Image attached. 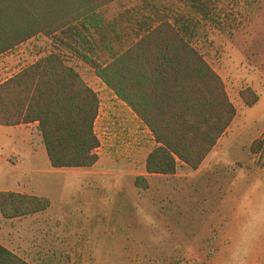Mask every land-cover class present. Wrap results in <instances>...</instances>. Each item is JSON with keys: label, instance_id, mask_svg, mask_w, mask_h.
I'll list each match as a JSON object with an SVG mask.
<instances>
[{"label": "rangeland", "instance_id": "1", "mask_svg": "<svg viewBox=\"0 0 264 264\" xmlns=\"http://www.w3.org/2000/svg\"><path fill=\"white\" fill-rule=\"evenodd\" d=\"M210 1L214 8L210 20L189 10L182 0H120L102 11L107 23L121 20L122 13L149 15L154 8L192 19L193 45L223 79L237 109L212 161L198 171L179 164L174 176L146 174L147 191L138 190L135 181L146 173V156L153 150L149 135L142 134L141 145L136 144L139 124L91 65L43 35L0 58L1 84L52 52L59 53L101 101L95 124L101 143L95 191L83 188L89 170H63L79 179L31 175L32 181L48 185L55 200L54 219L85 223L84 231L68 230V240L79 242L75 254L67 255L64 241L52 248L55 255H48L42 240L28 239L26 224L19 226L1 213L0 244L30 264H264V0ZM123 27L125 32L132 29L129 22ZM95 58L101 64L109 61L102 53ZM248 89L259 97L254 106L242 98ZM19 136L17 130L0 127V174L16 172L10 164L23 159L22 169L47 170V156L29 161L33 152L28 147L21 151ZM256 140L263 146L253 154ZM17 175L22 182L28 180L21 171ZM61 207L70 213H60Z\"/></svg>", "mask_w": 264, "mask_h": 264}, {"label": "trees", "instance_id": "2", "mask_svg": "<svg viewBox=\"0 0 264 264\" xmlns=\"http://www.w3.org/2000/svg\"><path fill=\"white\" fill-rule=\"evenodd\" d=\"M117 1L0 0V57L41 35L60 41L91 65L152 133L156 147L146 160L147 176H174L179 164L198 171L238 115L225 83L193 45V20L170 15L168 9L154 8L135 23L131 19L138 41L111 54L105 64L94 60L92 30L107 43L99 11ZM182 2L204 20L211 19L210 0ZM242 98L247 106L259 101L252 89ZM100 108L99 95L56 52L0 84V126L37 123L51 166L58 170L90 169L99 162L95 124ZM262 146L256 140L251 151L256 154ZM147 176L137 177L138 190L149 189ZM50 208L47 198L0 192V213L6 220ZM0 264L30 263L0 244Z\"/></svg>", "mask_w": 264, "mask_h": 264}, {"label": "crops", "instance_id": "3", "mask_svg": "<svg viewBox=\"0 0 264 264\" xmlns=\"http://www.w3.org/2000/svg\"><path fill=\"white\" fill-rule=\"evenodd\" d=\"M120 1V0H118ZM117 1V2H118ZM115 2V3H117ZM113 3V4H115ZM112 5V4H111ZM109 5V6H111ZM107 6V7H109ZM106 7V8H107ZM105 9V8H104ZM103 9V10H104ZM99 11L100 15L102 16L103 19V26L107 29V43H103L100 36L95 34V30H92V37H91V42L93 46V55L92 58L95 60V51L96 54L99 55L100 53L104 55H108V59H110L111 54H119L127 51L132 45H134L138 41V28L135 26V20H142V18H146L148 15L146 14V11H143L140 14V16H132L130 17L128 14L125 15V13H122L121 15V20H118V17L114 19V21L107 23L105 21V17L102 14V11ZM138 14V15H139ZM134 17V18H133ZM130 19V20H129ZM131 19L134 21V23L131 22ZM125 22H129L132 25L131 31L125 32L124 29V24ZM108 25V26H106ZM33 40V39H32ZM31 40V41H32ZM5 56V55H3ZM1 56V57H3ZM0 57V58H1ZM34 64V63H33ZM32 64V65H33ZM3 83V82H2ZM104 84V83H103ZM105 85V84H104ZM106 86V85H105ZM91 87V86H90ZM107 87V86H106ZM92 88V87H91ZM108 88V87H107ZM110 90V89H109ZM112 94L114 95L113 98H115L118 101V104L124 106L127 109V115L129 117H133L137 121L138 129L141 131H134V133L137 135L136 138V144L138 146L141 145L142 140L144 136L142 134H147L149 135V140L151 141V145L153 146V149L156 147V142L154 140V137L148 127L137 117V115L131 110L127 104H125L123 101H121L116 94L110 90ZM236 120V119H235ZM234 123V122H233ZM233 125V124H232ZM2 127V126H0ZM232 127V126H231ZM13 130H17L20 134V138L23 143V147L21 149L22 152H25L26 147L30 148L33 152V159L29 161L33 162L35 160H39L41 158H45L47 156V151L46 148L43 144V139L41 136V133L38 130V124H29V125H20V126H15V127H5ZM230 130V129H229ZM228 130V131H229ZM227 131V132H228ZM227 134V133H226ZM225 134V135H226ZM224 135V136H225ZM146 136V135H145ZM223 136V137H224ZM219 141L217 146L213 149V151L210 153V155L207 157L201 168L206 164L208 160H211L210 157L214 155L215 152H218V145L221 144L222 139ZM44 148V149H43ZM138 148V147H137ZM152 152V150L148 153V155ZM146 156V159L148 157ZM48 158V156H47ZM214 159V157H213ZM25 159L21 160L20 162L16 163H11V167L16 168V172H12L9 176L4 177V175L0 174V192H12V193H18V194H23V195H33L41 198H47L51 201V208L44 212L40 213L34 216H28L24 218H17L14 220H11L13 222H16L15 224H19V226H22L23 224L27 225V237L28 239H32L33 242L34 240H42L41 242L43 246L48 247V255H55L56 253H53V247L56 245H63L64 241H67L68 243V253L67 255H74L75 254V245H79V242L72 243L68 240L69 232L68 230L72 229L73 231H84L85 223L83 221L80 222H74V221H69V222H60L54 219V214L56 213L54 209L56 208L55 206V200L53 199L52 195L50 194V191L47 189L48 185L43 184L41 182L37 183L35 181L36 178H33L34 180L32 181V176H35V174H43V173H48L51 175H63V176H72L74 178L79 179V175H76L74 173H68L64 172L63 170H89L90 173L85 176L83 181L85 184L83 185V188L89 189L91 193L95 191V168L98 166L99 162L92 168L90 169H54L51 166V163L48 158V163L45 160V165L47 164L48 169L43 170L40 168H31V169H22V166L25 165L24 161ZM100 161V160H99ZM29 165V164H28ZM21 171L24 176L28 180H23L20 181L18 178L17 173ZM145 171H146V160H145ZM147 173H144L143 175H146ZM154 176V175H153ZM31 180V181H30ZM19 183V184H18ZM20 185V188H17V186ZM82 188V187H81ZM60 210V213H70V209L67 207H61L58 208ZM56 220V221H55ZM51 256L47 257V260H51ZM95 261V260H94Z\"/></svg>", "mask_w": 264, "mask_h": 264}]
</instances>
